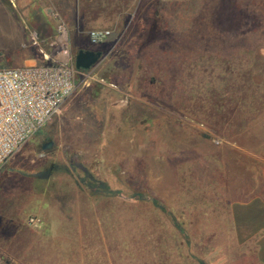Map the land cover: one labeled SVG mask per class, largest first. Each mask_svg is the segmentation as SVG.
I'll return each instance as SVG.
<instances>
[{
	"label": "rangeland",
	"instance_id": "374dc122",
	"mask_svg": "<svg viewBox=\"0 0 264 264\" xmlns=\"http://www.w3.org/2000/svg\"><path fill=\"white\" fill-rule=\"evenodd\" d=\"M13 1L0 0V67L40 63L60 24L72 57L102 56L0 169V264H78L101 251L90 205L167 200L191 215L231 177L239 187L241 149L264 154V0ZM94 29L112 35L93 46ZM71 227L83 243L64 241Z\"/></svg>",
	"mask_w": 264,
	"mask_h": 264
},
{
	"label": "crops",
	"instance_id": "0c3cea01",
	"mask_svg": "<svg viewBox=\"0 0 264 264\" xmlns=\"http://www.w3.org/2000/svg\"><path fill=\"white\" fill-rule=\"evenodd\" d=\"M240 158L241 165L244 158L255 159V171L246 163L239 187H232L231 177L222 193L210 194L211 202L191 215L167 200L116 206L119 214H105L108 205H90L95 219L86 223V234L99 236L101 251L82 254L78 264H264V154L241 149ZM75 205L80 212L86 207ZM125 206L127 213H120ZM80 227L79 232L66 229L65 235H80L83 243ZM64 241L72 244V236Z\"/></svg>",
	"mask_w": 264,
	"mask_h": 264
},
{
	"label": "built area",
	"instance_id": "2783aa9c",
	"mask_svg": "<svg viewBox=\"0 0 264 264\" xmlns=\"http://www.w3.org/2000/svg\"><path fill=\"white\" fill-rule=\"evenodd\" d=\"M111 35L108 29H94L89 40L97 46ZM33 41L40 47L36 33ZM50 44L54 48L50 53L40 47V63L0 67V169L61 111L76 90V59L70 55L62 24Z\"/></svg>",
	"mask_w": 264,
	"mask_h": 264
},
{
	"label": "water",
	"instance_id": "95a60500",
	"mask_svg": "<svg viewBox=\"0 0 264 264\" xmlns=\"http://www.w3.org/2000/svg\"><path fill=\"white\" fill-rule=\"evenodd\" d=\"M2 3L8 6L13 11H16V5L13 0H2ZM16 15L21 19V15L16 12ZM101 52H95L90 50H80L76 56V68L78 70H91L100 60ZM49 146V145H48ZM45 146L44 148H46Z\"/></svg>",
	"mask_w": 264,
	"mask_h": 264
}]
</instances>
